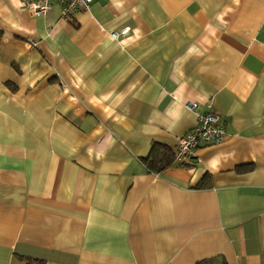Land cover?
<instances>
[{
	"label": "crops",
	"instance_id": "obj_1",
	"mask_svg": "<svg viewBox=\"0 0 264 264\" xmlns=\"http://www.w3.org/2000/svg\"><path fill=\"white\" fill-rule=\"evenodd\" d=\"M191 102L224 139L148 170ZM200 260L264 264V0H0V264Z\"/></svg>",
	"mask_w": 264,
	"mask_h": 264
},
{
	"label": "built area",
	"instance_id": "obj_2",
	"mask_svg": "<svg viewBox=\"0 0 264 264\" xmlns=\"http://www.w3.org/2000/svg\"><path fill=\"white\" fill-rule=\"evenodd\" d=\"M90 2L91 0H20L21 6L35 15H44L54 4H59L63 17L73 15L77 10L87 9ZM127 31V28L119 32L112 31L110 36L117 39ZM186 108L195 114L196 122L189 131L176 140L175 160L179 162L189 161L194 157L195 150L199 146L219 143L226 135L221 117L212 108L211 103H207L206 110H200L195 102L187 103Z\"/></svg>",
	"mask_w": 264,
	"mask_h": 264
},
{
	"label": "trees",
	"instance_id": "obj_3",
	"mask_svg": "<svg viewBox=\"0 0 264 264\" xmlns=\"http://www.w3.org/2000/svg\"><path fill=\"white\" fill-rule=\"evenodd\" d=\"M175 160V151L173 152L170 147L159 143H152L148 152V155L142 158V162L146 168L150 171L161 172L168 166L172 165ZM209 176L205 174L198 186H204L208 184ZM195 264H207L206 260H200ZM227 264V263H224Z\"/></svg>",
	"mask_w": 264,
	"mask_h": 264
}]
</instances>
